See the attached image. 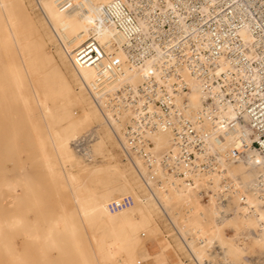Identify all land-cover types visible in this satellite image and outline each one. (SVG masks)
Masks as SVG:
<instances>
[{
  "label": "built area",
  "instance_id": "built-area-1",
  "mask_svg": "<svg viewBox=\"0 0 264 264\" xmlns=\"http://www.w3.org/2000/svg\"><path fill=\"white\" fill-rule=\"evenodd\" d=\"M57 5L76 6L72 0ZM95 28L111 30L110 41L101 43L91 33L72 49L69 60L95 72L92 93L115 81L124 67L140 74L139 83L108 95L104 108L128 115L124 124L117 121L115 139L140 180L151 176L145 187L158 183V162L165 174L185 184L200 178L205 189L199 194L218 209L228 207L235 196L236 208L252 213L242 189L221 164H237L251 151L264 167V0H112L101 8ZM188 78L203 97L194 117L188 116L185 101ZM228 111L235 118H227ZM154 131L172 136L171 148L159 159L146 136ZM229 138L225 152L215 150ZM255 184H264V173ZM261 188L257 186V196L264 198ZM133 205L131 196H123L110 201L107 210L116 213ZM161 214L171 230L167 237L175 236L184 247L168 213L161 209Z\"/></svg>",
  "mask_w": 264,
  "mask_h": 264
},
{
  "label": "bare ground",
  "instance_id": "bare-ground-1",
  "mask_svg": "<svg viewBox=\"0 0 264 264\" xmlns=\"http://www.w3.org/2000/svg\"><path fill=\"white\" fill-rule=\"evenodd\" d=\"M58 1L59 0H36L35 3L50 25L51 39L58 42L59 48L56 50V58L60 61L61 65L68 70L77 86L78 95L73 96L70 103L81 107L82 121H89L91 115L96 116L99 114L104 121L111 124L115 135H117L120 132L117 121L124 124L127 114L120 109H115L113 111L105 109L104 104L107 101L106 97L125 84L139 83L141 79L140 74L134 69L124 67L123 72L115 81L108 85H104L99 92L92 93L90 90H92L91 88L96 80L95 72L88 67L81 65L75 66L69 60V54L72 49L77 47L91 33H94L97 40L101 43L110 41L112 31L107 28H95V21L101 8L112 0H72L76 6L70 9H60L57 5ZM24 11L22 0H0V128L2 126L11 127L16 121V105L19 106L18 110L22 111V114H24L28 122H30V114L28 112L33 109V106H36L46 124L43 137L34 129L30 131L35 155L39 164L43 172L49 178V181L53 180L59 172L63 173L64 178H66L69 184H72L74 183V175L71 170L74 166L72 160L77 159V155L73 152L74 148L72 145H74L73 143H75L74 141L78 138L79 134L76 131H71L68 134H61L48 124L51 122L53 115L52 111L55 110V106L60 105L56 101L55 95L57 94L56 91L60 84L59 79L62 72L59 69L56 59L49 54L48 50L44 49L43 40H32L33 37L29 38L28 41L23 39L19 29L22 26L21 23L24 18ZM25 21L29 27H34L33 20L27 16H25ZM118 56L124 60L122 53L119 52ZM47 63L50 65L49 71L41 68V66ZM188 80L190 91L185 95V101L188 106V116L194 117L201 108L203 97L198 84L189 78ZM26 84L31 93L25 92ZM61 84H63L65 89L62 88L63 90L61 89L59 94H64L67 89V84L63 81ZM225 115L229 119L235 118L234 113L231 111H228ZM5 133L10 140H13L16 135L14 128ZM146 136L147 138H157L161 142H170L169 149L171 148L172 136L167 131H154L148 133ZM231 141V138L226 139V142L217 145L215 150L220 153L225 152ZM102 147L103 142L99 137L94 148L92 151L88 150L87 155L93 157L92 155H95ZM54 159L57 161L55 162ZM259 162L258 155L250 151L247 153V159L245 161H239L236 165L230 163L221 164L224 171L234 174L232 178L236 181L237 185L241 187L247 205L254 208V210L252 213H246L245 210L234 212L233 215H235L231 218V222H228V225L235 237L232 239H222L220 237L216 246L218 251L208 255L218 254L224 261L231 260L237 261L239 264H245L244 255L247 252V245L249 243L260 249H264V209H262V206H264V198H259L256 191L257 186H261V189H264V184H255L258 176L264 173V167L260 166ZM84 165L86 166L88 164ZM154 172L158 174V171ZM159 172L161 171L159 170ZM144 179L146 180L145 177ZM148 179L150 180L149 177ZM200 180V178L193 180L192 185L197 186ZM173 182H167L168 184H166L172 185L168 187L173 188L174 184H171ZM177 182L178 181H176V183ZM31 183L27 173L24 169H21L15 177L0 184L1 187H7L9 193V206H13L16 194L19 192L24 193V191L30 187ZM148 187L149 191L152 193H150L151 197H155L158 205L165 210L167 207L166 201L168 198L170 199V193L167 192L168 198H165V191L163 192L164 194H162L160 188L158 190L150 186ZM187 193L188 188L186 187L181 190H176L175 196L176 198H183ZM174 194L175 193H173V195ZM76 201L77 203L73 211L68 212L59 207L57 219L47 225L44 231L46 236L45 243L48 249L57 251L62 247L60 241L56 239V235L67 239L66 242L73 250L72 255H74L78 264H89L88 260L85 258V253L81 249L82 245L76 240L78 225L87 228L91 222L96 221L106 224L111 229H116V231L120 229L123 231L137 229L143 232L149 231L148 228L150 227H146L142 224L141 217L132 216L131 207L116 213H110L107 210V204L111 200L100 199L99 201H95L89 198H80ZM171 204L173 205L174 201H172ZM225 209L223 210L220 208L218 217L224 216ZM147 215L148 213L145 214L146 217L149 216ZM190 219V221L193 220L192 217ZM213 220H211L213 222V224L211 222L212 233L218 234L224 224L217 218ZM184 221L186 222L185 219ZM190 221L189 223L192 224H190L191 226L189 225V227L185 229L180 227L178 231L183 236L185 246L196 264H210L211 261L209 262L205 258L207 243L203 244L199 242L201 234L203 233L200 228L201 223L199 224L195 221L192 223ZM243 228L248 229L249 233L247 235L241 233ZM113 229L110 230L111 233H114ZM3 230L14 234L15 232L27 230L29 234L28 239L31 242L35 243L39 240L36 226L32 224L26 227L22 219L17 216H10V218L5 219L0 224V232ZM192 232H194L193 237L190 236ZM188 233L190 234L188 235ZM165 241L166 240L163 239L156 243L152 254V264H173L169 261V257L165 252ZM212 243L209 244L213 245ZM124 247L125 245L123 242L111 238L102 245L101 250L94 252V261L97 264H104L106 261L116 264L121 260ZM3 249H6V247L4 246ZM41 260L44 264H48V252L41 253ZM13 261L17 264H24L18 254L14 255Z\"/></svg>",
  "mask_w": 264,
  "mask_h": 264
},
{
  "label": "rangeland",
  "instance_id": "rangeland-1",
  "mask_svg": "<svg viewBox=\"0 0 264 264\" xmlns=\"http://www.w3.org/2000/svg\"><path fill=\"white\" fill-rule=\"evenodd\" d=\"M22 1L25 13L21 23L22 26L19 30L23 39L28 41L29 38L33 37L32 40H43L44 49L48 50L49 54L56 59L62 72L60 79L58 78L60 84L57 87V94L55 95V99L60 105L55 106V110L52 111L51 122L48 124L61 134L76 131L79 136L76 139L77 141L75 140V143H73L75 146L72 145L77 159L72 160L75 166L71 168L74 175V183L69 184L66 178H64L63 173L59 172L53 180L49 181L35 155L30 131L34 129L43 137L46 130V124L36 106H33V109L28 112L30 114V122H28L22 111L18 110L19 106L16 105V121L11 126L16 131L13 140L8 139L5 133L12 129L10 126H2L0 128V184L15 177L21 169H24L32 182L24 193L19 192L16 194L13 206H9L7 187H1L0 185V224L5 219L10 218V216H17L22 219L26 227L34 224L39 235L38 242L33 243L28 239L29 234L27 230L15 232V234L4 230L1 231L0 264H17L13 261L15 254H18L24 264H44L41 260V253L46 252H48V264H78L74 255H72L73 250L66 242L67 239L56 235V239L62 244V247L59 249L60 251L47 248L45 243V227L57 219L59 207L68 212L73 211L77 203L76 200L80 198H89L95 201H99L100 199L112 201L123 196H131L134 199V205L130 208L132 216L141 217L142 224L150 227L148 228L149 231L143 232L138 229L129 231L120 229L116 231V229L112 228L114 233H111L110 230L112 229L108 225L96 221L91 222L87 228L78 225L76 240L82 245L81 249L85 253V258L89 264H97L94 261V252L101 250L102 245L111 238L120 240L125 245L121 260L116 264H152L153 249L156 243L163 239L166 240L164 247L168 257L169 254L174 256L177 264H193L189 261L191 256L187 247L184 246L187 250L185 251L178 238L173 235L169 238L167 237L171 235V230L161 214V209L164 208L158 205L155 197H151L152 193L149 191V187H145L143 184V182L148 183L151 181V176L146 174L144 176L146 180L144 178L142 179L143 182L140 180L119 151L112 126L108 125L99 114L96 116L91 115L89 121L81 120V107L70 103L71 98L78 95L77 86L71 74L56 58V50H58L59 45L58 42L53 41L50 37V25L42 11L38 9L35 3L36 0ZM25 16L33 20L34 27L28 26ZM41 68L49 71L50 65L47 63L41 66ZM62 81L66 82L67 89L64 94H59L62 88L65 89L63 84H61ZM25 92L31 93L27 84ZM99 137L102 139L103 147L95 155H92L93 157H89L87 155L88 150L92 151ZM148 139L154 145L153 155L157 159L169 149L170 142H161L157 138ZM54 161L56 162L57 160L54 159ZM84 164L88 165L85 166ZM154 171H158V174H154L155 180L158 179V183L151 188L158 190L160 188L162 194L165 191V194H167H164L165 198H168V193H170V199L168 198L166 201L167 207L165 208V212L168 213L176 228L179 229L181 227L185 229L189 227L191 224L189 221L192 217L193 220L190 222L201 223L200 228L203 233L199 242L203 244L207 243L206 260L211 261L210 264H239L237 261H224L218 254L208 255L218 251L216 246L220 237L222 239H232L235 237L228 225V222L235 215L233 213L240 211L238 207L236 208L237 199L235 196L230 198V203L225 209L224 216L218 217L220 208L218 209L216 203L207 196L199 194L200 191L205 189L202 187V180H200L197 186H193L192 183L185 184L178 177L165 173L163 175L158 162H156ZM227 175L231 178L234 176L232 172H228ZM162 176L166 177L163 178ZM171 181H174L171 183L174 184V189L168 187L172 185H167ZM176 181L178 182L176 183ZM186 187L188 188V193L183 198H176V190ZM173 193L175 194L173 195ZM172 201H174L173 205L171 204ZM146 213H148V217L145 216ZM183 218L186 222L188 220V222L186 223ZM214 218H217L224 224L218 234H213L211 230V220ZM193 233L190 235L191 237H193ZM241 233L247 235L249 231L247 228H243ZM147 245L151 246V251L148 250ZM4 246L6 249H3ZM244 256L245 264H264V249L253 246L251 243L247 245V252ZM185 260H187L186 263H184ZM104 264L115 263L106 261Z\"/></svg>",
  "mask_w": 264,
  "mask_h": 264
},
{
  "label": "crops",
  "instance_id": "crops-1",
  "mask_svg": "<svg viewBox=\"0 0 264 264\" xmlns=\"http://www.w3.org/2000/svg\"><path fill=\"white\" fill-rule=\"evenodd\" d=\"M147 247H148V250L151 251V246L150 245H147ZM169 261L171 263H173V264H176L177 263L176 258L174 256L170 255V254H169Z\"/></svg>",
  "mask_w": 264,
  "mask_h": 264
}]
</instances>
